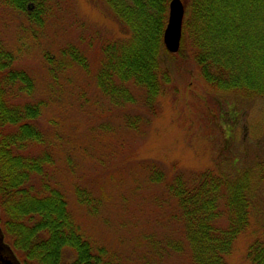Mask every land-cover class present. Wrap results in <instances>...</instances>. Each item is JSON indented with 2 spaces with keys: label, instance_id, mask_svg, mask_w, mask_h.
Instances as JSON below:
<instances>
[{
  "label": "rangeland",
  "instance_id": "374dc122",
  "mask_svg": "<svg viewBox=\"0 0 264 264\" xmlns=\"http://www.w3.org/2000/svg\"><path fill=\"white\" fill-rule=\"evenodd\" d=\"M182 1L184 26L192 5ZM26 18L0 0L2 36L18 49L16 64L36 83L24 99L45 101L37 126L58 135V142L49 145L55 165L48 172L68 195L69 208L87 236L118 251L123 247L124 253L147 236H168L169 207L163 203L166 210L160 214L155 203L164 187L147 181L145 166L159 163L165 177L179 170L215 169L239 179L250 198L244 230L226 260L254 264L251 246L264 243V95L212 88L191 57V38L183 28L185 46L165 60L155 98H142L129 85L132 100L117 106L101 93L94 74L103 58L100 44L127 42L129 32L104 0H65L43 25H29ZM68 46L87 56L90 70L59 67ZM75 189L86 191L89 204L77 202ZM188 259L190 254H170L162 264H190Z\"/></svg>",
  "mask_w": 264,
  "mask_h": 264
},
{
  "label": "trees",
  "instance_id": "16d2710c",
  "mask_svg": "<svg viewBox=\"0 0 264 264\" xmlns=\"http://www.w3.org/2000/svg\"><path fill=\"white\" fill-rule=\"evenodd\" d=\"M64 1L1 0L5 7L28 14V22L41 25ZM104 1L129 32V39L100 44L103 58L94 74L98 88L117 106L132 100L129 85L142 98H155L165 60L177 54L163 42L170 0ZM189 5L192 9L183 28L191 38V57L206 82L246 97L264 95V0H191ZM184 46L183 37L178 53ZM76 48L64 50L59 67L90 70L87 56ZM17 50L7 45L0 31V227L18 260L23 264H162L170 254L180 258L190 254V264H228L226 255L247 222L249 190L239 179L215 169L179 170L165 177L159 163L145 166L147 181L164 187L155 203L160 214L166 210L163 203L169 207L164 214L168 236H147L128 253L87 236L69 208L68 195L48 172L55 165V150L49 145L58 142V135L37 126L45 101L24 99L36 83L30 72L16 64ZM40 146L49 149L39 153ZM86 198V191L75 189L78 203L89 204ZM143 245L146 251L141 250ZM250 256L254 264H264V243L253 244Z\"/></svg>",
  "mask_w": 264,
  "mask_h": 264
},
{
  "label": "water",
  "instance_id": "95a60500",
  "mask_svg": "<svg viewBox=\"0 0 264 264\" xmlns=\"http://www.w3.org/2000/svg\"><path fill=\"white\" fill-rule=\"evenodd\" d=\"M32 7V4L29 5ZM185 6L182 0H170L168 22L164 30L163 42L171 53L178 52L183 35ZM0 264H22L16 257L11 246L5 243L0 227Z\"/></svg>",
  "mask_w": 264,
  "mask_h": 264
},
{
  "label": "bare ground",
  "instance_id": "6f19581e",
  "mask_svg": "<svg viewBox=\"0 0 264 264\" xmlns=\"http://www.w3.org/2000/svg\"><path fill=\"white\" fill-rule=\"evenodd\" d=\"M30 8V7H29ZM12 248V247H11ZM13 250V249H12Z\"/></svg>",
  "mask_w": 264,
  "mask_h": 264
},
{
  "label": "flooded vegetation",
  "instance_id": "af4514ba",
  "mask_svg": "<svg viewBox=\"0 0 264 264\" xmlns=\"http://www.w3.org/2000/svg\"><path fill=\"white\" fill-rule=\"evenodd\" d=\"M5 243H6V241H5Z\"/></svg>",
  "mask_w": 264,
  "mask_h": 264
}]
</instances>
